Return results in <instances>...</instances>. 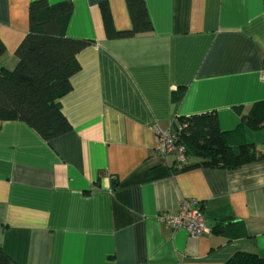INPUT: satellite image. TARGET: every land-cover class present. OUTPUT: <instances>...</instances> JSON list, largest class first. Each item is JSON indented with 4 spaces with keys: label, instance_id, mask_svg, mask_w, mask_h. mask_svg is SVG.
<instances>
[{
    "label": "crops",
    "instance_id": "1",
    "mask_svg": "<svg viewBox=\"0 0 264 264\" xmlns=\"http://www.w3.org/2000/svg\"><path fill=\"white\" fill-rule=\"evenodd\" d=\"M33 0H0V69L12 71ZM71 1L66 36L87 39L71 90L70 128L48 140L22 121L0 124V247L17 264H223L264 258V159L234 169H180L154 151L156 127L216 114L222 131L264 152V126L244 120L264 100V0H143L151 29L126 0ZM180 100L174 98L180 91ZM196 159L189 158L188 163ZM209 230L191 236L157 220L182 201Z\"/></svg>",
    "mask_w": 264,
    "mask_h": 264
},
{
    "label": "trees",
    "instance_id": "2",
    "mask_svg": "<svg viewBox=\"0 0 264 264\" xmlns=\"http://www.w3.org/2000/svg\"><path fill=\"white\" fill-rule=\"evenodd\" d=\"M126 2L132 26L120 31L113 26L107 3L100 4L106 35L110 38L130 37L151 29L143 0ZM72 11L71 1L29 3L28 31L15 49L17 64L12 71L0 69V124L22 121L45 140L70 128L59 99L71 90L70 77L80 68L77 54L90 44L87 39L66 36ZM4 51L0 39V56ZM182 95L183 90L174 98L180 100ZM244 120L253 129L264 126V100L253 104ZM172 126L178 130V143L185 148V161H177L181 170L194 166L234 169L264 159V152L258 151L253 143L237 139V144L231 145L235 134L222 131L213 112L179 117ZM189 158L196 160L188 163ZM0 264L17 263L0 247ZM223 264H264V258L236 252Z\"/></svg>",
    "mask_w": 264,
    "mask_h": 264
},
{
    "label": "built area",
    "instance_id": "3",
    "mask_svg": "<svg viewBox=\"0 0 264 264\" xmlns=\"http://www.w3.org/2000/svg\"><path fill=\"white\" fill-rule=\"evenodd\" d=\"M155 153L167 156L174 154L178 162L185 161V148L178 143V130L173 126L168 129L156 127ZM160 223L166 224L173 230H184L191 236H199L209 230L204 223V217L200 208H191L188 200L182 201L179 209L173 212H162L157 215Z\"/></svg>",
    "mask_w": 264,
    "mask_h": 264
}]
</instances>
